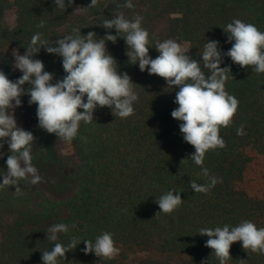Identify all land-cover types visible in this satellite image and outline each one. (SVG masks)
<instances>
[{"label":"trees","instance_id":"trees-1","mask_svg":"<svg viewBox=\"0 0 264 264\" xmlns=\"http://www.w3.org/2000/svg\"><path fill=\"white\" fill-rule=\"evenodd\" d=\"M125 2L99 0L97 6L88 8L91 0H74L71 7L60 9L54 0H0V16L5 10H14L12 29L0 20V45L14 41L26 48L37 32L51 42L74 35V28L84 35L95 32L98 38L106 33L116 35L115 29L100 24L120 13L130 20L143 17L152 58L158 55L156 42L165 39L187 42L188 54L196 60L207 40L219 41L220 49L227 52L231 43L226 42L222 28L233 19L252 23L264 32V0H132V9L123 7ZM41 20L44 27L37 28ZM106 47L116 59L118 71L127 72L134 82L139 96L135 114L122 119L107 107L97 108L91 124L81 122L77 137L69 142L74 159L63 158L70 163L74 179L73 191L66 198L50 196L38 184L25 181L20 182L23 195H16L14 186L0 189V264H43L42 252L51 250L54 243L67 245L74 236L94 241L105 231L113 234L116 244L151 246L163 254L181 256L182 264H219L212 249L205 247L208 237L198 234L201 228L236 226L243 220L264 227V200L249 196L240 186L250 162L246 150L264 156V73L241 68L224 57L221 67L230 66L229 75L234 77L227 81L226 91L238 99L239 107L232 125L220 130L226 147L208 151L203 161L210 175L222 182L207 194L195 193L190 180L201 185L208 181L190 158L195 149L183 140L181 121L171 116L178 107L174 103L178 88H166L163 78L130 64L123 38L115 44L107 42ZM34 58L54 74L53 82L64 77L62 57L41 49ZM29 98L26 95L27 102ZM241 124L246 134L238 136ZM50 136L51 149L52 140L66 142L55 134ZM0 151L5 154L0 159L2 182L7 144ZM170 190L180 192L182 205L170 215L155 216L159 211L155 200ZM54 223L77 227L58 234V240L52 242L46 239V232ZM84 247L81 242L66 253V259L59 258L58 264H122L116 258L86 255ZM230 256L227 264H241V260L264 264V255L247 253L241 242L232 244Z\"/></svg>","mask_w":264,"mask_h":264},{"label":"clouds","instance_id":"clouds-1","mask_svg":"<svg viewBox=\"0 0 264 264\" xmlns=\"http://www.w3.org/2000/svg\"><path fill=\"white\" fill-rule=\"evenodd\" d=\"M98 2L91 0L87 7L93 8ZM73 3L74 0H67V4L65 0H54L60 9L71 7ZM123 7L132 9V0H126ZM142 21L140 15L130 20L120 13L100 24L104 29H115L116 35L106 33L103 38H98L95 32L84 35L79 28H74V35L50 42L37 32L32 35L24 54L13 50V68L22 75L10 80L0 70V149L7 144L9 153L0 189L14 186V192L19 196L23 195L21 181L32 185L43 181L32 163L35 137L31 131L18 126L15 118V109L22 106V96H29L28 104L37 106L38 126L66 142L77 137L81 122H93L97 108L107 107L113 116L122 119L135 114L134 103L139 96L134 90V82L127 72L121 74L118 71L117 61L106 47L107 42L115 44L118 38L125 40L130 64H138L141 72L147 71L149 75L163 78L166 88H178L174 100L178 107L171 116L181 121L179 129L183 140L195 149L190 158L208 181L201 185L190 180L189 187L195 193L207 194L222 182L221 178L210 175L209 170L203 167L208 151L226 147L220 130L232 125L239 107L238 99L226 91L227 81L234 79L229 75L231 67H221V64L226 56L241 68L251 67L257 74L264 73V32L252 23L233 19L222 28L227 34L226 42L231 43L227 52L220 49L219 41L207 40L200 59L196 60L188 54L190 48L174 39H165L156 42L154 48L158 55L152 58L149 55V32L142 27ZM36 27L43 28L44 21L41 20ZM41 49L62 57L65 72L62 79L53 82L54 74L45 71L42 60L34 58ZM25 84L29 87L25 88ZM244 128L243 124L237 128L238 136L246 134ZM3 156L0 151V158ZM179 193L170 190L160 195L155 200L159 207L155 216L161 213L170 215L177 210L184 201ZM76 227V224L54 223L47 228L46 239L55 242L58 234H67ZM198 234L208 237L205 247L212 249V255L219 264H227L232 259L230 249L235 242H241L247 253L264 255V227L258 228L249 220H243L236 226L225 224L223 227L201 228ZM81 242L85 245L82 251L86 255L94 253L99 258L113 260L120 254L113 234L105 231L94 241L74 236L67 245L54 243L51 250L42 252L43 264H58L59 258L66 259V253L76 249ZM245 261L241 260V264ZM202 264H208V261H202Z\"/></svg>","mask_w":264,"mask_h":264},{"label":"rangeland","instance_id":"rangeland-1","mask_svg":"<svg viewBox=\"0 0 264 264\" xmlns=\"http://www.w3.org/2000/svg\"><path fill=\"white\" fill-rule=\"evenodd\" d=\"M0 20L8 30L12 29L14 10L10 9L2 12ZM180 43L189 48L187 42ZM14 49L18 50L20 54H24L26 51V48L14 41L0 45V70H3L10 80H16L22 75L18 69L13 68L14 56L12 52ZM21 101L22 106L15 109V118L18 126L31 131L35 137L32 163L37 168L38 174L43 178V181L38 185L46 194L64 199L73 191L74 179L70 163L64 162L63 158L73 160V148L69 142H55L52 140L53 149H51L49 145L51 141L50 134L38 126L36 106L28 104L26 95L21 97ZM246 152L250 157V162L240 186L249 196L264 200V156L257 154L251 148H248ZM48 158L50 159L48 160ZM57 158L61 159L57 161ZM116 246L120 248V254L116 259L122 264H182L181 256L163 254L151 246L141 248L120 244H116Z\"/></svg>","mask_w":264,"mask_h":264}]
</instances>
